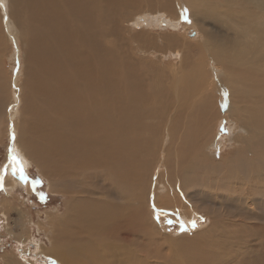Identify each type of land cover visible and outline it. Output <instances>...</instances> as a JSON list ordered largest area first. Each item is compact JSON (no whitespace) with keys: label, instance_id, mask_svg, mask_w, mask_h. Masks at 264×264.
Returning <instances> with one entry per match:
<instances>
[{"label":"bare ground","instance_id":"obj_1","mask_svg":"<svg viewBox=\"0 0 264 264\" xmlns=\"http://www.w3.org/2000/svg\"><path fill=\"white\" fill-rule=\"evenodd\" d=\"M197 3L0 0V54L5 41H21L25 65L17 83V71L6 77L0 62V128L4 113L11 121L18 118L11 155L20 157L23 167L36 162L51 177V188L70 196L67 214L60 217L61 241L49 255L69 264H155L131 246L133 239L144 238L147 222L152 225L151 207L165 220L175 211L185 225H191L195 207L209 213L211 229L187 242L170 239L180 258L156 264H264V214L249 234L246 220L226 213L222 205L229 200L239 206L244 199L254 206L264 203V65L257 64L264 62V51L244 43L239 34L216 31L207 21L216 16L198 17ZM187 14L199 20L205 41L199 47L189 41H183L187 48L180 46L179 38L166 32L180 27ZM150 29H160L157 39ZM142 49L158 51L161 64L171 56L173 67L136 58ZM243 52L249 57L241 58ZM14 55L18 60V49ZM211 60L223 65L227 78L216 81L209 75L204 63ZM216 97L226 103L221 113L233 123L224 145L243 148L220 159L215 156L221 152ZM169 112L166 130L155 121L164 122ZM158 151L171 176L167 197L153 194L151 183L146 186L145 176L160 161ZM12 156L4 171L7 181L30 187L26 172L22 178L12 171ZM88 179L118 189L99 193ZM212 186L221 194L204 191ZM115 196L139 207L113 203ZM235 221L246 228H237ZM252 239L254 249L248 251ZM140 247L149 251L147 243Z\"/></svg>","mask_w":264,"mask_h":264},{"label":"rangeland","instance_id":"obj_2","mask_svg":"<svg viewBox=\"0 0 264 264\" xmlns=\"http://www.w3.org/2000/svg\"><path fill=\"white\" fill-rule=\"evenodd\" d=\"M196 5L199 6V9L201 10V13L198 15V17L204 18L208 13L211 14L212 17L216 16L214 19H207V21L212 27H214L216 31L224 32L226 35H230L229 37H233L235 36V34H239L241 35V40L244 43L251 45V47H254L257 51H264V0H198V3ZM186 16L188 20L185 21L184 19H181L180 27L175 29H166V32H173L171 34L179 38L180 46H184L187 48V46L192 43L191 45L199 47L200 45H203V42H205L202 39L204 38V35L201 28H198L199 20H195V18L190 14H187ZM124 24L126 25L127 23ZM125 27L129 28L131 26L127 24ZM142 29H144L143 26L138 27L136 30H134V32H139ZM150 32L153 35L156 34V39L158 37V34L161 33L160 29H150ZM201 36L202 38H200ZM163 40L164 38L162 39V41ZM183 41H189L190 43L188 45H185L186 42L184 43ZM157 44L161 45L160 41ZM134 45L137 49V45ZM4 46L6 47V50L2 55L0 54V62L1 64H3L5 75L6 77L11 76L12 78L14 72L17 71V83H19L23 76V69H25L24 48L22 47V42L20 41V43L15 45L14 43L12 44L8 41H5ZM16 49H18L19 51L18 60H16L17 57L14 55ZM170 51L172 52V50ZM140 53L141 52L137 54L136 58H142L143 60L148 61L151 60L158 66L163 68L165 67L166 70L169 68V66L173 67V62L175 61V59L170 56V58L167 57L164 59V64H161V62L159 61L157 62V60H159V53L156 50L149 51L145 49L142 51V54ZM248 57L249 56L246 52L242 53L241 58L244 59ZM207 63L204 64L209 72V75H214H212L213 78L215 77L214 80L220 81L221 78H223L222 80L227 78L225 77L226 72L221 68L223 67V65L220 66L215 62V60H211V62ZM214 64L217 65L215 66ZM257 64L264 65V62L259 61L257 62ZM218 66L220 70L217 68ZM18 85L19 84H17V87ZM14 91L17 92L15 88ZM221 94V92H218L216 95L221 98ZM219 97H216L217 104L219 103L218 105H216V107L217 111L221 113V110H223V106L226 108V103H224V101L218 102ZM170 117L171 114L164 122L156 120L155 123L160 124L162 128L166 129L168 127ZM8 118H6V115L4 113V116L2 118L3 125L0 128V264H10L9 262H11L12 264L13 262L17 264H69L62 258L58 259V256H52L49 254H51L56 249L57 245H59V241H61L58 236L59 233H61L62 228V225H60V219L67 214V212L65 213V211H67L68 208L65 206L66 202L70 200V196L65 192H55L51 188V177L43 172L39 168L38 164L32 160H30V164L28 166H24V171L26 172L27 179L29 182H31L30 187H27L25 185L22 186L19 184L12 186V180L7 181L6 173H4V171L6 166L8 165L7 163H9L10 161L9 158H11L12 156V142L16 140L15 137L13 138L12 134H17L15 131V123H20L18 122V118L16 120L12 119V121ZM214 124H217L218 131L220 132L218 141L220 142V144L218 148L221 149V152L220 154L215 155L216 157H218V159H220L221 156L222 158H226V152L234 150L236 147L238 149H243L240 145H235L234 142H230V144L224 145V143L233 135V123L230 118H227L226 114L221 113L216 118ZM153 152L154 151H148V154H155V152ZM158 152L156 153V161H160L158 163L155 162L154 171L150 172L149 175L147 174L148 176H145V178L147 177L146 186L151 183V185L153 186V194H157V197L161 194L167 197L171 196L169 193H172L167 189L168 180L171 176H167V168L163 163H160V152ZM214 158L212 157L210 159ZM149 162L150 161L147 160L146 163L149 164ZM224 164H227V162L224 161ZM165 175L167 177H165ZM159 181L161 182V186L164 187L159 188ZM88 182H91L90 185L95 186L96 188L91 187L89 184H87L86 186H90L94 191L99 193H105L108 188L110 192L114 189H118L115 186L111 188L109 186V182H106L107 184L105 183L106 185L104 187H99L95 184L97 182L102 183V180L90 181L88 179ZM164 188H166L165 192H163ZM25 189L30 190V192ZM204 191L209 192L213 195L221 194L220 192H218L220 190L215 186L205 187ZM115 193L117 194V190H115ZM240 193L241 190L237 194L234 193L232 199L236 198V196H238ZM42 195L43 198H41ZM121 196L120 198L116 196L113 197L114 199L112 202L114 203L118 201V204L127 209L132 207H139L137 204H127L128 201ZM151 196L152 193L150 194V197ZM102 197L106 198V195H102ZM117 198L118 200H115ZM120 199H122V201ZM228 201L229 200H225V203L222 204L224 205L226 213L231 212L236 216L243 217V219L246 220V224L248 227L247 230H245V233L253 234L255 230L254 227H252V224H255L258 217H261L262 214H264V203H260L257 206H254V203H246L247 201L246 199H244L242 201L243 204L239 203L238 206L235 205V203L230 204V202ZM220 207L222 206L220 205ZM153 209L154 207H151L150 209V212L152 211V225L149 226L150 222L148 221L147 228L144 231V238L142 239L140 237V240L133 239V241L131 242V246L132 248L137 250L138 256L148 257L149 261H153L155 264L156 261H164L169 259L171 260L172 257L180 258L179 255L175 256V253L173 252V250H171V248L173 247L170 244L172 240L176 242H187V240H193V238L198 234H203L206 229H211L209 228L212 225L211 217L209 213L206 212V210L192 207L191 211L196 210L193 220L189 218L191 216H189L187 212L186 214H184L186 216L185 218H188L189 221L192 220L196 222L195 227H193L192 223L191 225H188L187 223L186 225L185 223L183 224L182 220L179 217H176L177 213L175 211V213H171L172 217H170L168 220H165L159 213H156ZM178 215L180 214L178 213ZM58 220L59 222H57ZM241 221H235L233 223L237 228H240L243 226L241 225ZM182 226L184 229L183 231H181ZM243 227L246 228L245 226ZM121 231L128 232V230L126 229H122ZM237 231L240 232L239 230ZM80 232L81 231L79 230V233ZM82 234L84 236L86 235V233ZM241 234L243 235V232H241ZM121 235L125 237L124 234ZM133 235H130V237H133ZM144 243H147L149 249V251L146 250V253H144L140 247V245H144ZM198 243L200 242L198 241ZM253 245L254 241L252 239L247 244L248 251H252L254 249Z\"/></svg>","mask_w":264,"mask_h":264},{"label":"snow or ice","instance_id":"obj_3","mask_svg":"<svg viewBox=\"0 0 264 264\" xmlns=\"http://www.w3.org/2000/svg\"><path fill=\"white\" fill-rule=\"evenodd\" d=\"M13 138H14V134H13ZM12 163H13V168L12 171L15 172H19L22 178H25V171H24V167H23V162L21 161L20 157L16 156L15 154H13L12 156ZM43 198V195L42 197ZM193 227H195V221H191ZM183 226L181 227V231H183Z\"/></svg>","mask_w":264,"mask_h":264},{"label":"flooded vegetation","instance_id":"obj_4","mask_svg":"<svg viewBox=\"0 0 264 264\" xmlns=\"http://www.w3.org/2000/svg\"><path fill=\"white\" fill-rule=\"evenodd\" d=\"M27 251V250H26Z\"/></svg>","mask_w":264,"mask_h":264}]
</instances>
